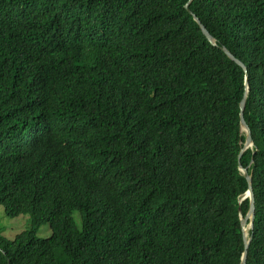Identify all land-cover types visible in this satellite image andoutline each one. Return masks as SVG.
Returning <instances> with one entry per match:
<instances>
[{"label":"trees","instance_id":"trees-1","mask_svg":"<svg viewBox=\"0 0 264 264\" xmlns=\"http://www.w3.org/2000/svg\"><path fill=\"white\" fill-rule=\"evenodd\" d=\"M0 206V264H264V0H0Z\"/></svg>","mask_w":264,"mask_h":264},{"label":"rangeland","instance_id":"rangeland-1","mask_svg":"<svg viewBox=\"0 0 264 264\" xmlns=\"http://www.w3.org/2000/svg\"><path fill=\"white\" fill-rule=\"evenodd\" d=\"M251 148V147H249ZM77 215H75L76 217ZM249 227L247 226L245 230L248 231ZM31 230L29 226L28 216H18L16 218L6 217L4 214V209L0 206V235L7 240H12L17 234H20L23 231ZM33 232L36 237L45 239L48 238L51 234L48 225L44 224L37 229H33Z\"/></svg>","mask_w":264,"mask_h":264},{"label":"water","instance_id":"water-1","mask_svg":"<svg viewBox=\"0 0 264 264\" xmlns=\"http://www.w3.org/2000/svg\"><path fill=\"white\" fill-rule=\"evenodd\" d=\"M200 29H201V32L203 33V35L205 36V38L210 43H212V39L210 38L208 33L204 30V28L202 26H200ZM223 52L225 53V55L231 61L236 63L240 68H242L245 71V68H244V66L241 63L236 61L227 51L223 50ZM239 109H240V127H241L242 131H244L246 133V141H245L244 147H243V150H245V149H247L249 147H252V142H251V138H250V132H249V130H248L245 122L243 121V118H242V113H243V110H244V99L241 101V103L239 105ZM239 171L243 174L244 178L247 180L248 185H249V189L245 193L244 198H243V199H246V198L249 199V211H248L246 217L241 221L242 231L244 232L245 231L244 227H245L247 221H249V229L250 230L252 229L253 219H254V202H253L252 191H251V188H250V177L247 175V172L245 170L240 168ZM247 246H248V241L245 242V250L247 249ZM245 256H246V251H245V253L243 255V260H244Z\"/></svg>","mask_w":264,"mask_h":264},{"label":"clouds","instance_id":"clouds-1","mask_svg":"<svg viewBox=\"0 0 264 264\" xmlns=\"http://www.w3.org/2000/svg\"><path fill=\"white\" fill-rule=\"evenodd\" d=\"M241 169H242V168H241ZM243 170H244V169H243ZM244 195H245V194H244ZM243 198H244V196H243ZM243 198H242V200H244ZM246 199H248V198H246ZM242 200H241V201H242ZM247 226L249 227V221H247V223H246L244 229H246ZM248 230H250V229H248ZM243 233L245 234L244 237L246 238L247 232L245 233V231H244ZM247 241H248V240H247Z\"/></svg>","mask_w":264,"mask_h":264},{"label":"bare ground","instance_id":"bare-ground-1","mask_svg":"<svg viewBox=\"0 0 264 264\" xmlns=\"http://www.w3.org/2000/svg\"><path fill=\"white\" fill-rule=\"evenodd\" d=\"M247 232V230H245V233Z\"/></svg>","mask_w":264,"mask_h":264}]
</instances>
